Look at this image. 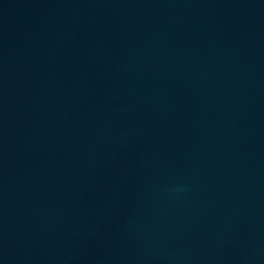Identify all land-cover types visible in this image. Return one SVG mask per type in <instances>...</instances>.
<instances>
[{"label": "water", "instance_id": "1", "mask_svg": "<svg viewBox=\"0 0 264 264\" xmlns=\"http://www.w3.org/2000/svg\"><path fill=\"white\" fill-rule=\"evenodd\" d=\"M0 264H264V0H0Z\"/></svg>", "mask_w": 264, "mask_h": 264}]
</instances>
